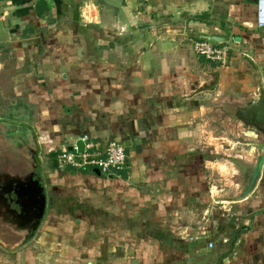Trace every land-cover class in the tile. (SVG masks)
<instances>
[{
  "label": "crops",
  "instance_id": "obj_1",
  "mask_svg": "<svg viewBox=\"0 0 264 264\" xmlns=\"http://www.w3.org/2000/svg\"><path fill=\"white\" fill-rule=\"evenodd\" d=\"M258 1L0 0L9 108L35 138L47 196L36 233L0 264H264V144L193 139L209 109L264 89ZM79 139L121 142L129 167L60 168ZM234 144L247 154L220 170L213 156Z\"/></svg>",
  "mask_w": 264,
  "mask_h": 264
},
{
  "label": "rangeland",
  "instance_id": "obj_2",
  "mask_svg": "<svg viewBox=\"0 0 264 264\" xmlns=\"http://www.w3.org/2000/svg\"><path fill=\"white\" fill-rule=\"evenodd\" d=\"M210 60V59H208ZM218 61L221 64L225 65L228 64L229 59H227L226 63H223L219 60ZM4 70H0V176L5 174H17L26 176L30 172L34 171L35 168L40 166L38 168L39 174L42 175L40 172L41 170L44 171L41 166L42 162L39 160L34 161L33 158H31L30 151L27 150V142L26 141H35V138L28 134L27 130H25L18 122L22 121V117L20 113L13 112L12 108L10 109V104L15 105L16 100L11 98V92H13L11 85L9 82H7L4 79ZM8 78V77H6ZM260 93V91H258ZM258 93V94H259ZM238 98V96H236ZM235 98L233 97V100ZM250 97L247 96L246 99H244L243 102H233V107L229 104L226 106L227 110H224V107H222V110L219 112L218 107H212V112L210 109L206 112L205 116H202V121L199 122L200 128L196 131V138L193 139H201L203 143L205 144L206 150L210 151L216 147V145H219L220 143H229L225 140V138H233V143L235 141H244V143H254L256 144V147L262 148V145L264 144V134L259 133L258 137H252L249 139L247 134L245 132L247 129L244 126V123L242 120L237 116V111L240 107H244L248 102H250ZM210 101V100H207ZM13 107V106H11ZM226 118V119H225ZM228 120V123L225 122ZM224 137L223 139H220ZM10 142V143H9ZM28 142V143H29ZM11 143H14L13 145ZM31 149L36 150L35 144H32L30 147ZM248 148V146H242L239 145L235 146L233 145V152H228L227 154H220V155H214L213 157H217L218 160L222 165H220L219 169L222 170L223 166L227 164V160L233 159L235 161L236 159H243L240 158V155L247 154V151L245 150ZM245 157V156H244ZM37 159V158H36ZM39 161V162H38ZM243 161V160H242ZM217 162V161H216ZM21 164H24L21 165ZM34 164V165H33ZM217 164H219L217 162ZM234 164V163H233ZM12 166L11 168H14L13 171L6 170L7 166ZM30 165V168H29ZM32 165V167H31ZM27 166V169L25 168ZM235 167H237L235 164L233 165V169L235 170ZM214 169V167H212ZM225 173V172H224ZM47 175V174H45ZM243 176V173H242ZM7 223L9 225H7ZM12 224L9 223V221L2 220L0 218V254H5L8 251H18L23 248V246L26 244L22 243L18 240L19 236L13 235V237H10L9 234L6 235L5 233L10 231V227ZM13 228L18 230L15 225H13ZM26 231V230H25ZM26 235L28 234V231L25 232ZM25 235V236H26ZM4 238V239H3ZM31 239V237H30ZM29 240V239H28ZM5 244V245H4ZM13 247L12 249H10Z\"/></svg>",
  "mask_w": 264,
  "mask_h": 264
},
{
  "label": "water",
  "instance_id": "obj_3",
  "mask_svg": "<svg viewBox=\"0 0 264 264\" xmlns=\"http://www.w3.org/2000/svg\"><path fill=\"white\" fill-rule=\"evenodd\" d=\"M212 40H216V37H213ZM249 113H253L252 118L249 117ZM237 115L244 123L245 128L247 129L246 133L252 137H258L259 133L264 134V89H260V93L254 99H251L244 107H240L237 111ZM76 146L79 152H83L85 147V142L83 139H79L76 142ZM74 147H70L72 150ZM5 174V173H4ZM5 176L9 177L10 180L8 184L12 187H15V192L19 193L17 190L18 187L25 189L26 195V209L27 216H25V223L18 226L17 222H11L12 225H15L17 228L21 230L28 231L25 239L21 241L25 243L30 236H33L35 232L38 230L47 207V196L45 185L41 183L40 180L34 178V172H30L26 176L15 175V174H5ZM5 188V187H4ZM10 193L11 190L3 189L0 191V195L2 199H6V193ZM35 194H37L36 197ZM36 205V208L34 207ZM26 224V225H25Z\"/></svg>",
  "mask_w": 264,
  "mask_h": 264
},
{
  "label": "built area",
  "instance_id": "obj_4",
  "mask_svg": "<svg viewBox=\"0 0 264 264\" xmlns=\"http://www.w3.org/2000/svg\"><path fill=\"white\" fill-rule=\"evenodd\" d=\"M258 24L264 27V0L258 1ZM195 50L210 60H219L226 63L228 50L226 48H216L207 41H197ZM85 147L83 152H79L76 144L72 150L63 149L57 156L56 161L60 168L67 166L87 168L96 167L102 173L109 174L129 167V155L124 144L117 141L110 142L105 149L93 141L83 139ZM209 247L213 248L214 243L210 242Z\"/></svg>",
  "mask_w": 264,
  "mask_h": 264
},
{
  "label": "flooded vegetation",
  "instance_id": "obj_5",
  "mask_svg": "<svg viewBox=\"0 0 264 264\" xmlns=\"http://www.w3.org/2000/svg\"><path fill=\"white\" fill-rule=\"evenodd\" d=\"M252 115L253 113H249L250 118H252ZM36 166L37 167L33 171L34 178L40 180L41 183L43 184V181L38 171V168L40 166H38L37 164ZM9 180L10 178L5 176L4 173L0 176V191H2L3 189L11 190L10 193L9 191L8 193H6L5 195L6 199H2L0 195V218L5 221H11L15 223L17 222L18 226L21 227V225H24L23 223H25V216H27L28 213L25 206L27 204L25 201L26 190L18 187L17 190L19 191V193L18 192L16 193L14 189L15 187H12L10 184H8ZM36 196L37 194H35L34 197ZM34 207L36 208V205ZM17 229L21 230L20 228ZM22 231H25V229Z\"/></svg>",
  "mask_w": 264,
  "mask_h": 264
}]
</instances>
